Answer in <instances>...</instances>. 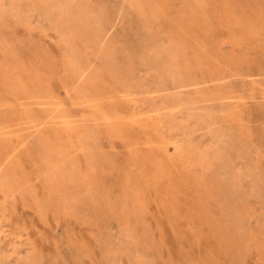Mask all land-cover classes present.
<instances>
[{"label": "rangeland", "instance_id": "rangeland-1", "mask_svg": "<svg viewBox=\"0 0 264 264\" xmlns=\"http://www.w3.org/2000/svg\"><path fill=\"white\" fill-rule=\"evenodd\" d=\"M39 1L0 0V63L10 65L12 44L39 45L58 58L65 38L93 41L104 31L124 56L130 84L113 87L135 123L122 135L105 133L88 109L73 105L69 71L50 85L63 112L85 117L72 143L56 145L53 126H27L0 103V264H264V28L235 46L228 44L230 30L218 28L219 54L234 56L231 71L194 87L201 76L149 70L153 56L128 52L137 26L148 20L131 0ZM141 1L145 12L156 13L155 0ZM163 1L164 13L148 20L151 26H172L187 0ZM198 34L193 44L200 49L204 31ZM165 37L161 45L168 47L173 36ZM202 51L194 57L187 47L182 59L204 60ZM0 82V98L12 97L8 78ZM45 108L32 106L31 117L42 118ZM224 141L238 148L226 151Z\"/></svg>", "mask_w": 264, "mask_h": 264}, {"label": "bare ground", "instance_id": "bare-ground-1", "mask_svg": "<svg viewBox=\"0 0 264 264\" xmlns=\"http://www.w3.org/2000/svg\"><path fill=\"white\" fill-rule=\"evenodd\" d=\"M40 1H39V3H40ZM155 1L157 4L156 13L152 12V11L145 12V9H144L145 5L142 3L141 0H131V3L133 5V8L136 10L138 17L144 18V16L145 17L147 16L148 20H150V19H153V16L154 17L157 16L156 14H159V13L163 14L164 13V7L167 5V3L164 2L163 0H155ZM181 8H182V11L180 12L179 17L176 18L174 24L172 23L173 24L172 26H160L161 28H158L157 26H151V23H149L150 21L148 22V20L144 18V20L147 21L146 24H149V25L147 26L145 24L144 26H142V25L137 26L138 27V35L133 42L129 43V45L127 44V50L129 53L132 52L134 54H136L139 50H141V51H145V53L148 55V57L150 55L153 56L154 60H150L149 63H146L147 67H149V70L151 68L161 67L163 70H167L168 73H170V74L178 73L179 75L183 74V75H187V76H190V75L195 76L194 74H196L198 76H201L200 79L204 83L201 82L200 84L199 83L192 84V82H191L192 85L188 84L189 86L197 87L198 85L205 84V83H215V82H217L216 79H219L220 76L223 75L225 71H229L230 66L233 65V63H232L233 58H234L233 55H229L227 57L222 58L221 55L219 54L218 47L221 46V44L223 42L216 41V39H215V34L217 33L218 28L223 27V29L226 28V29L230 30V32H231L230 35H232V39L230 41H228V40L227 41L229 42L228 44H230V45L233 44L234 46H235V44H238L239 42H243L245 39L248 38V36H251V35L254 36L255 30H257V29L261 30L262 28H264V0H187L186 2H184V5L182 3ZM53 12H55V11H53ZM80 12H82V11H80ZM57 14H58V12H57ZM76 14H78V13H76ZM73 16H76V15H73ZM203 16H204V19H203ZM65 18H67V17H65ZM154 21H156V20H154ZM163 25H165V24L163 23ZM158 31H161V32L163 31L164 34L160 35V34H158V33H160ZM200 31H204V42L201 41V46H202L201 48L202 49L201 48L199 49V46L198 47L196 46L197 44H193V41L196 40L194 36H198L199 35L198 33H200ZM68 35H70V33ZM106 35H107V33L103 31L100 33L99 37L97 39L95 38V40H93V41L76 40L75 38L77 36H75V38L71 37V39L65 38L64 40L61 41L62 44L60 43L62 45L61 49H63L62 50L63 52L58 55V58H53V57H51L52 55L49 56L47 54H43L42 52H40L41 50L36 48V46L39 47V45H36V46H34L33 44H30V45L22 44L21 45L19 43L14 44V45L12 44V48H10L12 53L10 52L11 55L9 54L10 58L7 60V57H6V60L8 63H10V65L9 64L4 65L3 63H0V77L2 79H4V77L8 78V80L10 81V85L12 87V90H13L12 91V93H13L12 97L8 96L7 98H3V99L0 98V103L4 104V106H3L4 111H7L9 109L8 111H10V113H13L11 118H14L16 115H18L20 120H22V121L24 120L23 122L25 125L33 127L34 129L39 128V127L44 128L45 125L53 126L55 129V132L51 138H53L55 144L58 146H63L62 144H66V143H72L73 139H74L73 138V136H74L73 128L75 127V124L83 122L85 117L83 115L70 117L69 113L67 114V113L63 112L60 109V107H61L60 102H57L58 100L55 101V97L53 96L52 90H51L52 87L50 85L51 80L55 77L56 74H58V73L64 74V73H66V71H69L71 81H72L71 83L75 84L74 85L76 87L75 90H77L75 92V100L74 101H77L78 104L75 103L73 105L74 106L75 105H77V106L82 105L86 108V110L88 109L89 110L88 117L90 116L91 119L95 123H98L97 125H100V127L102 126L105 133H107L109 135H113V136L122 135L121 133H122L123 129L125 130V128H127V127L129 128L130 125H134L135 120H132V117H130L129 115H125L126 111L124 110V107H122V105L124 106L125 100L123 99V97H125V96L120 93L121 91L118 92L113 86L115 84L114 83L115 81L122 80L120 85L121 86L123 85L122 89L125 90L128 87V85L130 84L129 80H131V77H130V74H128L126 72V68L124 67V63H125L124 59H123L124 56L122 55V53L117 51V49H116L117 47H115L113 45V43H108V41H105L104 38H106L105 37ZM165 36H167V37L173 36V41L168 47H164L165 45L164 46L161 45L162 40H163L161 37H164L165 39H167ZM0 45H1V43H0ZM3 46H6V45L4 44ZM187 47L191 51V54L193 51L195 52L192 55L194 57L195 56H202V55H200L199 52H201L203 50L204 51V60L201 58H197V57L196 58L189 57L188 59H182L183 55L186 54L185 50H187ZM1 48H2V46H1ZM119 50H121V49H119ZM24 52H28L27 58L24 57V55H23ZM139 58H141V60H142V57H139ZM4 59H5V57H4ZM144 64H145V62H144ZM15 66L17 67L18 70H15V68H14ZM140 66H141V64H140ZM1 71H2V73H1ZM160 71H162V70H160ZM112 72L116 75L113 76ZM157 73H159V72H157ZM150 75H151V73H150ZM146 76L147 75H145V77ZM153 77H154V75H153ZM1 78H0V80H1ZM154 79H155V77H154ZM180 79H182V78H180ZM53 80H55V79H53ZM136 80H138V79H136ZM142 80H141V82H142ZM197 81H199V79ZM55 82H57V81H55ZM139 82H137V83L139 84ZM181 84H182L181 88L183 86H184V88H186L187 83L182 82ZM159 85H160V83H159ZM174 86H178V85H174ZM147 88H149V87H147ZM147 88H146V90H147ZM160 88H162V87H160ZM70 89H71V87H70ZM191 90L192 89H190V91ZM155 91L156 90H154V92ZM180 91H183V89ZM195 91H198V90H195ZM126 92H128V91H126ZM142 92H144V91H142ZM176 92H179V91H176ZM123 93H125V92H123ZM156 93H157V91H156ZM161 95L163 96V94H161ZM174 96H175V94H174ZM127 97H128V95H127ZM171 97L172 96H170V98ZM179 97H182V96H179ZM159 99H160V96H159ZM167 99H169V98H167ZM172 99L174 100L173 97H172ZM175 99H177V97H175ZM215 99H214V101H215ZM182 100H184L183 102H185V99H183V97H182ZM200 100H202V99H200ZM163 103H162V105H163ZM204 104H207V103H204ZM32 106H35V107L36 106H40V107L46 106V108L44 110H42V113H43V111L45 112L44 116L42 118H41V116H39L40 117L39 119L32 118L31 113L33 114V112H35V110L34 111L32 110ZM164 106H162V107H164ZM200 108H201V106H200ZM35 109H37V108H35ZM82 109H84V108H82ZM169 110H171V109H169ZM187 111H189V110H187ZM36 113H39V112H36ZM147 113H148V111H147ZM167 113L169 114V112H167ZM80 114H82V111ZM86 114H87V112H86ZM173 114H175V113H173ZM158 117H159V115H158ZM135 118L137 119L138 117H135ZM144 118H146V117H144ZM169 118H171V117H169ZM146 120L147 119H145L143 121H146ZM165 122H166V120H165ZM205 123H206V121H205ZM202 125H204V124H202ZM216 134H218V133H216ZM153 140H154V138H153ZM226 140H228V139H226ZM223 143H224L223 147L226 151H234L238 148V146H236V145L233 146L230 141H228V142L224 141ZM71 146H69V148ZM192 149L194 151L195 148H192ZM240 149H241V147H240ZM197 151H198V149H197ZM55 153H56V151H55ZM194 153H195V151H194ZM93 154H92L91 158L94 161L100 160L99 156L97 154L96 155H93ZM236 154H238V153H236ZM75 155H76V153H75ZM74 156H73V158H74ZM222 156H223V154H222ZM202 159H204V157ZM223 160H225V159H223ZM201 162H202V160H201ZM94 165L97 167L98 172H100L99 171L100 167L97 164H94ZM211 165H210V167H211ZM232 167H233V165H232ZM208 169H210V168H208ZM231 169H233V168H231ZM21 170H22V168H21ZM225 170L227 171V169H225ZM233 170L232 171L230 170V172H231L230 174H232ZM81 173H82V171H81ZM160 173H161V171H160ZM90 174H91V172H90ZM232 177H229V178H232ZM16 179H17V177H16ZM235 213H238L237 210H236V212L233 211L232 215H235ZM235 216H238V214H236ZM232 232L234 234H237L236 230L232 231ZM230 235H233V234H230ZM256 244L254 246H256Z\"/></svg>", "mask_w": 264, "mask_h": 264}]
</instances>
